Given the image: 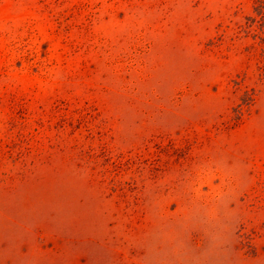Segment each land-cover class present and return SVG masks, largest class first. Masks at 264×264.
I'll list each match as a JSON object with an SVG mask.
<instances>
[{
  "label": "rangeland",
  "instance_id": "1",
  "mask_svg": "<svg viewBox=\"0 0 264 264\" xmlns=\"http://www.w3.org/2000/svg\"><path fill=\"white\" fill-rule=\"evenodd\" d=\"M0 264H264V0H0Z\"/></svg>",
  "mask_w": 264,
  "mask_h": 264
}]
</instances>
